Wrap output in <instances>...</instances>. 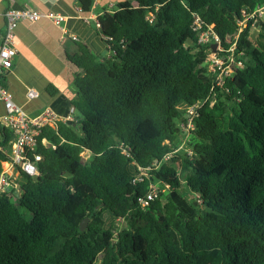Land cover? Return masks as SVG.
I'll return each instance as SVG.
<instances>
[{
    "label": "trees",
    "instance_id": "trees-1",
    "mask_svg": "<svg viewBox=\"0 0 264 264\" xmlns=\"http://www.w3.org/2000/svg\"><path fill=\"white\" fill-rule=\"evenodd\" d=\"M262 5L117 0L97 17L106 54L73 39L75 112L40 128L38 174L0 190V264H264ZM208 28L234 57L221 83L198 42ZM12 140L0 122V173Z\"/></svg>",
    "mask_w": 264,
    "mask_h": 264
},
{
    "label": "crops",
    "instance_id": "crops-1",
    "mask_svg": "<svg viewBox=\"0 0 264 264\" xmlns=\"http://www.w3.org/2000/svg\"><path fill=\"white\" fill-rule=\"evenodd\" d=\"M117 0H92L87 10L82 9L79 0H0V11L9 7L31 6L42 11L53 10L66 18L56 24L48 17L34 21H20L14 31L16 55L11 69L6 74V84L14 100L29 113L35 114L44 106L54 108L59 114L67 113L71 98L75 95L74 72L78 70L67 57V52L77 50L69 36L75 34L95 53H107L98 24V15L113 8ZM0 28L4 18L0 14ZM52 83L51 92L48 85ZM27 88H34L38 95L28 98ZM4 113L0 102V115Z\"/></svg>",
    "mask_w": 264,
    "mask_h": 264
},
{
    "label": "built area",
    "instance_id": "built-area-1",
    "mask_svg": "<svg viewBox=\"0 0 264 264\" xmlns=\"http://www.w3.org/2000/svg\"><path fill=\"white\" fill-rule=\"evenodd\" d=\"M263 8L264 5L259 8V12H264ZM0 14L4 18V28H0V102L3 104L4 113L0 115V122L3 125L9 127L13 132V140L10 145L9 159L4 161L7 166H3V169L0 173V190L11 192L12 188H15V191L18 188L16 177L19 170H22L29 175L38 174L36 160H39L41 156L37 153H33V151L37 144V135L39 134L40 128L46 124L55 126L59 120H72L75 109L72 105L68 109L67 113L62 115L59 114L54 108L50 106H44L37 113L31 114L21 104L14 100L12 91L1 83L3 78L11 69L14 56L16 55L17 50L14 45V31L17 24L20 21H34L41 17H48L56 24H61L62 21L65 20L66 16L58 11H42L27 5L9 7L5 10H1ZM254 14L255 11L251 12L250 17H253ZM198 19L199 16H196L195 21L197 24ZM244 21L245 19L242 22ZM197 28L199 27L197 26ZM69 36L72 39L77 38L75 34H71ZM211 41H216V50L213 57H208L213 61L210 64L212 65V70L215 68V66L219 68L215 82L221 83L225 75L232 71L231 61L234 60V57L232 52H229L225 57L229 59V62L224 63V61L227 59L217 53V50H222L217 34L209 28L199 32L198 42L202 45H208V48H210L211 51H214L211 49ZM228 50L232 51L233 46H230ZM26 95L28 98H32L38 95V91L34 88H27ZM196 106L197 105L189 106L186 115L188 116L193 114L196 111ZM187 126H191V119L188 120ZM42 141L46 143L45 138H43ZM156 191V186L152 185L144 196L139 197L140 202L142 204H146L148 200L156 194Z\"/></svg>",
    "mask_w": 264,
    "mask_h": 264
},
{
    "label": "rangeland",
    "instance_id": "rangeland-1",
    "mask_svg": "<svg viewBox=\"0 0 264 264\" xmlns=\"http://www.w3.org/2000/svg\"><path fill=\"white\" fill-rule=\"evenodd\" d=\"M253 29H257L256 26H254ZM214 42H216V41H211L210 44L214 43ZM210 44H209V46H210ZM207 50H208V56L210 58L213 57L216 48L214 49V51H211L210 48H208ZM210 68L212 69V65H210ZM82 155H83V160H86L89 157V153L87 151H84ZM3 166L4 167L7 166L5 162L3 163ZM165 188L167 189L168 187L165 186ZM181 192H182L183 196L180 192H177V191H171V195L178 202L179 206L181 207V209L183 211H185L188 215H193L195 213V211L193 210L194 209L193 206L198 207V203H199L198 200L191 199L189 192L183 193V192H185V190H182ZM184 198H187V199H184ZM96 264H99V261H97Z\"/></svg>",
    "mask_w": 264,
    "mask_h": 264
},
{
    "label": "water",
    "instance_id": "water-1",
    "mask_svg": "<svg viewBox=\"0 0 264 264\" xmlns=\"http://www.w3.org/2000/svg\"><path fill=\"white\" fill-rule=\"evenodd\" d=\"M263 9H264V8H263ZM260 23H261V22H258V24H260ZM257 31H258L257 29H253V30L251 31L250 34H251V37H252V38L255 37ZM215 45H216L215 42L211 44V48H212V50H214ZM87 221H88V217H84V218L81 220V222H80V229H84V228H85V226H86V224H87Z\"/></svg>",
    "mask_w": 264,
    "mask_h": 264
}]
</instances>
